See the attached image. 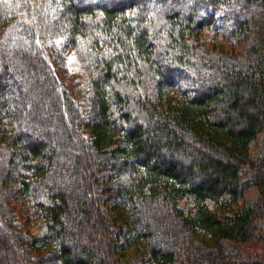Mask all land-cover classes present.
Masks as SVG:
<instances>
[{
	"label": "trees",
	"instance_id": "obj_1",
	"mask_svg": "<svg viewBox=\"0 0 264 264\" xmlns=\"http://www.w3.org/2000/svg\"><path fill=\"white\" fill-rule=\"evenodd\" d=\"M263 242L264 0H0V264H264L241 251Z\"/></svg>",
	"mask_w": 264,
	"mask_h": 264
},
{
	"label": "rangeland",
	"instance_id": "obj_2",
	"mask_svg": "<svg viewBox=\"0 0 264 264\" xmlns=\"http://www.w3.org/2000/svg\"><path fill=\"white\" fill-rule=\"evenodd\" d=\"M54 48H52L53 50ZM55 62H52L55 75L58 78L60 84L67 90L72 91L78 85H82L85 82V76L81 68L75 63L71 55L67 52L60 51L55 48L53 53ZM261 148V142H257L254 145L251 152L258 151ZM255 192L252 189L249 193V197L253 198ZM242 253L246 259L259 258L264 262V242L256 245L242 248Z\"/></svg>",
	"mask_w": 264,
	"mask_h": 264
}]
</instances>
